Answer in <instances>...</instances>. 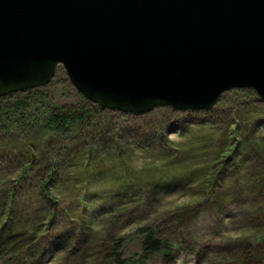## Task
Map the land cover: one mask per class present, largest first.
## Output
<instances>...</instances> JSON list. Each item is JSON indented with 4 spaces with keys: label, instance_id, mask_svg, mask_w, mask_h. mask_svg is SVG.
<instances>
[{
    "label": "trees",
    "instance_id": "obj_1",
    "mask_svg": "<svg viewBox=\"0 0 264 264\" xmlns=\"http://www.w3.org/2000/svg\"><path fill=\"white\" fill-rule=\"evenodd\" d=\"M227 94L213 111L196 112L217 115V126L206 123L198 130L205 120H178L180 142L166 139L149 124L120 129L115 119L141 115L106 110L70 84L60 89L54 80L0 98L1 264H44L56 241L70 243L68 264L71 258L74 264H146L157 257L172 263L181 253L201 259L208 248L194 242L191 230L203 215L212 218L214 232L240 225L237 237L224 238L223 247L207 255V264H264V136H258L264 102L250 89L230 98ZM164 123L158 120L160 126ZM129 133L138 142L134 151L141 147L149 159L141 169L133 166L123 143L130 140ZM247 160L250 165L243 168ZM176 184L195 186L192 201L170 216L150 211L156 197ZM95 185H100L93 193L95 207L88 212L87 198ZM32 201L39 206L30 211ZM237 205L242 209L235 219L229 211ZM145 211L148 216L141 214ZM72 213L77 216L74 228L67 222ZM226 218L231 219L227 224ZM99 219L104 221L97 223ZM186 220L189 230L175 234L184 230ZM43 221L49 230L42 229ZM164 221L171 224L164 228ZM121 222L133 224L137 253H127L124 235L104 232ZM103 235L106 239L99 241ZM81 243L93 253L79 255Z\"/></svg>",
    "mask_w": 264,
    "mask_h": 264
},
{
    "label": "water",
    "instance_id": "obj_2",
    "mask_svg": "<svg viewBox=\"0 0 264 264\" xmlns=\"http://www.w3.org/2000/svg\"><path fill=\"white\" fill-rule=\"evenodd\" d=\"M73 88L115 112L264 101V0H0V98Z\"/></svg>",
    "mask_w": 264,
    "mask_h": 264
},
{
    "label": "rangeland",
    "instance_id": "obj_3",
    "mask_svg": "<svg viewBox=\"0 0 264 264\" xmlns=\"http://www.w3.org/2000/svg\"><path fill=\"white\" fill-rule=\"evenodd\" d=\"M56 81L58 87L61 89L63 87H65L66 85L71 83L69 82L66 74L64 73V71L60 68L57 71V74L54 78V82ZM71 87L73 88V86L71 85ZM74 89V88H73ZM75 90V89H74ZM241 89H236L233 91L228 92V97L230 98L231 95L236 96V92H238ZM229 102H233L234 101H229ZM264 102V101H263ZM226 104V103H225ZM218 105V104H217ZM236 105V104H235ZM251 107V106H250ZM226 109H228V107H225ZM213 111V110H211ZM178 113H183V112H179ZM205 112V111H204ZM210 112V111H209ZM196 112H184V114H179V116H177V113L173 114L171 113L169 110L165 109V108H160L157 109L149 114H147V117H144L146 115H141L139 117H128L125 119L122 118H117L115 119L116 123H120L119 126L120 129H122L123 127L128 129V126H133L135 127L140 126V125H146L149 124V126H156V129L159 131V133L161 132V134L166 137V139L170 140V141H176V142H180V137H179V130L181 129V126L178 120L182 119V117H187L189 118L191 121H193L194 124H198V123H203L202 121L205 120V124L203 125H199L196 126V129H205L203 127H207L206 125H214L217 126V115L215 114H210L207 115L206 117L204 115H197L195 114ZM165 119V123L163 126H160L158 124V120L160 119ZM207 123V124H206ZM264 123V122H263ZM126 125V126H125ZM223 127V126H221ZM149 128V127H147ZM224 128V127H223ZM145 130V129H144ZM129 131V130H128ZM133 133V132H132ZM134 134V133H133ZM133 134L129 133V135L131 136L130 140H124L123 143L125 145H127L128 149H129V153L131 155V161L133 166L138 169H141L142 167L146 166V164L149 162V159L147 158V156L144 154L145 151L141 148V147H137L135 148V151L133 149L134 143H138L135 137L133 139ZM258 136L262 137L264 136V124L262 125V128L258 131ZM128 141H133L132 143H128ZM114 159V158H113ZM201 159V158H199ZM203 162V159L200 160V163ZM113 163L117 164V167H119V161L118 160H114ZM248 165H250V161H246V163H244L243 168L247 167ZM96 187H93L89 193V197L87 198V210L88 212H92V208H94L95 206L93 205V201L92 199L95 198L96 196L93 194L95 193L96 189L100 186V185H95ZM101 186H109V184H103ZM196 188L195 186H181V185H173L172 187H170L166 193L163 196H159L156 197L155 201L153 203H151V209L150 211H155L157 209V211H160V213H163V216H170L171 213H173V211H182L181 209L185 208L184 205L186 202L188 201H192L190 199V195H193L194 193H196ZM72 200H75V198H73ZM30 203H27V205ZM31 205V210L35 209V207H38L39 205L37 204V201H32ZM129 205V203H128ZM236 208L232 209L229 211V213L231 215H233L235 217V219L241 214V209L242 207L240 205L235 206ZM121 208V207H119ZM119 208H118V212H119ZM135 215V213H133ZM142 215H146L148 216V212H141ZM152 214V213H151ZM38 215H43L42 212H39ZM72 218L70 220L67 219V222L69 223V227L70 228H74L75 226H77V216L75 214H71ZM212 218L208 215H203L200 219H198V222L194 228V230H191V233L196 237L194 242H199L202 245H205V247H207L208 252L206 254V256L204 258L198 259L196 256H189L186 255L185 253H181L178 257V259L176 260V262H165L163 260L162 257H157L154 260H152L149 263L146 264H207V255H209L210 252L213 251H218L220 249V247L222 248L223 245V240L225 239H230L231 237L235 238L237 237V235L239 234L238 229L240 227V225L238 224H228L224 227H221L220 230H217L216 232H214L213 230V225H212ZM218 219L221 220L220 217H218ZM103 222L104 220L99 219L97 220V223L99 222ZM227 222H225L226 224L229 223L231 221V219H227ZM233 221V220H232ZM96 223V224H97ZM190 220H186L185 223V228H183L184 230H181L180 228L178 230H175L174 233L178 234V233H183L185 231H188L190 226ZM43 230L47 231L49 230L50 227H48V221H43ZM121 226L117 227L116 229H114L112 226H109L108 228L104 229V232H108V230L111 231V233L113 234H120V235H124L125 240V249L127 251V253L130 254H134L137 253L139 251V242H138V238L136 237L135 232H133L131 230V226H133V224L130 225H124L122 222L119 223ZM171 223L168 221H164L163 223V227H168ZM75 225V226H74ZM68 228V227H67ZM95 229L97 231L101 230L99 227H95ZM108 229V230H107ZM122 232V233H121ZM102 239H100L99 241H103L106 239V237L101 236ZM56 240H54L53 242H55ZM52 242V243H53ZM64 246L59 243V245L57 244V241L55 244H53V248L50 250L51 253H49V255L46 257V259L44 260V264H68V260H65V257H67V250L70 249V243H64ZM56 246H60L59 249H55ZM80 248L82 247V249L79 251V255L84 256L83 254H92V251H88L87 248L89 245L87 244H83L81 243ZM66 250V251H65ZM12 254L7 255L6 259L10 260ZM5 259H2L0 261V264L4 262ZM65 260V261H64ZM72 262H74L73 258L70 259ZM71 261L69 262V264H74L71 263Z\"/></svg>",
    "mask_w": 264,
    "mask_h": 264
}]
</instances>
